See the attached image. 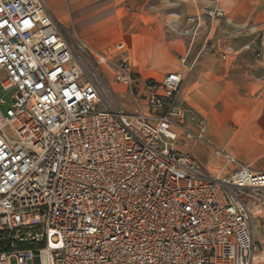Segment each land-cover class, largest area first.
Segmentation results:
<instances>
[{
    "label": "built area",
    "instance_id": "2783aa9c",
    "mask_svg": "<svg viewBox=\"0 0 264 264\" xmlns=\"http://www.w3.org/2000/svg\"><path fill=\"white\" fill-rule=\"evenodd\" d=\"M127 52L80 43L44 0H0V89L15 90L0 108V264H264V170L179 152L180 133L206 132L186 125V77L135 75Z\"/></svg>",
    "mask_w": 264,
    "mask_h": 264
},
{
    "label": "rangeland",
    "instance_id": "374dc122",
    "mask_svg": "<svg viewBox=\"0 0 264 264\" xmlns=\"http://www.w3.org/2000/svg\"><path fill=\"white\" fill-rule=\"evenodd\" d=\"M72 1H54L58 10H61L59 17L63 26L71 33L78 34L80 43L97 52H108V48L118 41H125L129 51L126 58L131 61L135 75L162 78L181 65V56L186 55V49L191 43L193 48L187 62L191 63L198 58L195 51V30L191 32L195 24H188L187 17L183 21L174 22L175 18L170 16L175 9L182 7L177 4L180 0H168L170 4L167 3L166 8L159 6L162 5L160 0L146 4L145 0H140L135 7H143L144 16L126 10L124 0ZM173 3L177 4L176 8ZM152 5L156 8H152ZM51 7L54 6L51 4ZM90 7L97 10L95 25L99 26L97 28L102 31L101 34L92 32V28H85L89 25L85 14ZM146 11H154L159 15L150 17ZM229 69L232 84L227 92L234 96L233 101L236 103L228 99L225 93L221 94L219 102L213 103L211 108L191 103L188 99L206 117L208 129L204 141L189 140L184 133L181 134L176 148L181 153L192 154L202 165L212 170H215V149L250 163L256 170L264 169V84L260 82L264 79V65L259 58L245 56L239 58L235 66H230ZM115 88L120 86L115 85ZM14 94L15 90L6 93L0 89V98L7 102L6 105H0L3 112L13 103ZM118 100L123 101L120 97ZM197 111L192 110L188 118L187 124L191 129L196 127L200 119ZM261 216L264 217V212L255 211L252 223L258 250L264 249V218ZM11 263L16 264L15 259Z\"/></svg>",
    "mask_w": 264,
    "mask_h": 264
},
{
    "label": "crops",
    "instance_id": "0c3cea01",
    "mask_svg": "<svg viewBox=\"0 0 264 264\" xmlns=\"http://www.w3.org/2000/svg\"><path fill=\"white\" fill-rule=\"evenodd\" d=\"M44 1L55 17L61 21V18L59 17L61 10H58L57 6L54 4L55 0ZM74 1L77 2L79 0H73L72 2ZM125 1L126 4L124 7H126V10L132 11L133 14L144 16L145 13H143V7H135V4L139 3L140 0H131L130 2L129 0H124V2ZM150 1L154 0H145V4ZM180 1L181 2L177 4L182 5V7L177 10L175 9L170 16L175 18L173 20L174 22L183 21L187 17L188 24H190L188 22L189 17H198L199 22L195 23L193 30H191V32L195 30V51L198 54V58L191 62H194V68L192 71H188L180 65L178 68L173 69L166 74L179 70L183 72L186 77L181 99L182 103L188 109L186 125L191 132L196 133L198 131L197 125L194 129H191L187 124L192 110L197 111L191 103L205 108H211L213 103L219 102L221 94L224 93L227 95L228 99L235 102L233 101L234 96L227 92L229 85L232 84V75L229 74L230 66L234 67L237 60H239V58H244L245 56L259 58L264 65V0H220L219 6L224 11L225 16L214 19L205 15L207 8L214 5V3H211L209 0ZM168 2V0H160L162 5L159 6L166 8ZM51 4L54 7H51ZM177 4L173 3L175 8ZM152 8H156L155 5H152ZM96 12L97 10L91 7L86 11L85 20L88 19L89 25L85 28L88 30L92 28V32L101 34L102 31H100V28H97L99 26L95 25L98 16ZM146 14L150 17H156L159 15V13L154 11H146ZM107 20L109 19L107 18ZM252 26L255 28L254 31L249 29ZM125 31L127 32V30ZM227 46L232 48V55L228 61H223L220 56L226 51ZM110 48L112 47H109L108 50ZM192 48L193 43H191L186 49V53L188 52V54H190ZM258 54L259 56H257ZM260 82L264 84V79ZM197 112L200 115L199 120L202 119L205 121L207 132L208 124L206 117L199 111ZM262 125H264V121ZM181 134L182 133H180V135ZM244 163L251 165L248 162Z\"/></svg>",
    "mask_w": 264,
    "mask_h": 264
},
{
    "label": "trees",
    "instance_id": "16d2710c",
    "mask_svg": "<svg viewBox=\"0 0 264 264\" xmlns=\"http://www.w3.org/2000/svg\"><path fill=\"white\" fill-rule=\"evenodd\" d=\"M5 242H1V245H0V250H8V249H10V247L8 246V244L7 245H5L4 244ZM23 247H25V246H20V248H23Z\"/></svg>",
    "mask_w": 264,
    "mask_h": 264
}]
</instances>
